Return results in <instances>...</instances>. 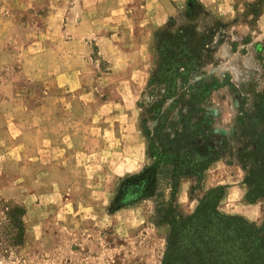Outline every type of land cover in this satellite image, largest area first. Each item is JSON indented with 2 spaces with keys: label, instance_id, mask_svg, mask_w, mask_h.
I'll use <instances>...</instances> for the list:
<instances>
[{
  "label": "rangeland",
  "instance_id": "374dc122",
  "mask_svg": "<svg viewBox=\"0 0 264 264\" xmlns=\"http://www.w3.org/2000/svg\"><path fill=\"white\" fill-rule=\"evenodd\" d=\"M255 1L0 0V203L25 208L19 246L8 245L11 225L0 211V264L161 263L169 227L157 222L156 206L170 201L168 179L141 200L122 194L154 162L141 102L155 32L191 3L200 21L224 23L205 66L215 88L201 103L178 106L167 127L198 129L194 153L218 158L201 184L181 177L174 203L190 214L224 185L231 195L220 210L262 224L264 198L251 203L238 190L241 154L257 151L264 133V0L258 16Z\"/></svg>",
  "mask_w": 264,
  "mask_h": 264
},
{
  "label": "trees",
  "instance_id": "16d2710c",
  "mask_svg": "<svg viewBox=\"0 0 264 264\" xmlns=\"http://www.w3.org/2000/svg\"><path fill=\"white\" fill-rule=\"evenodd\" d=\"M251 13L261 14V0L255 1ZM191 3L181 17H173L155 32L156 60L151 70L144 109V131L149 137L148 152L153 163L127 184L122 198L131 202L155 195L162 176L169 181L170 201L156 206L159 224L169 227L166 250L160 264H264V218L261 225L240 214L226 213L219 206L226 186L210 188L199 199L194 211L184 215L174 203L179 180L192 176L201 184L205 170L218 158H198L193 141L198 129L179 126L172 114L191 100L201 103L211 96L213 77L206 79L205 66L212 59L217 44V29L224 23L200 21L198 7ZM221 25V26H220ZM217 38V39H216ZM258 96V116L264 119V90ZM164 121L154 129L151 119ZM171 120V121H170ZM257 151L246 149L241 154L246 186L245 199L255 202L264 198V133L257 139ZM11 226L9 246H19L25 239V208L19 204L0 203Z\"/></svg>",
  "mask_w": 264,
  "mask_h": 264
},
{
  "label": "crops",
  "instance_id": "0c3cea01",
  "mask_svg": "<svg viewBox=\"0 0 264 264\" xmlns=\"http://www.w3.org/2000/svg\"><path fill=\"white\" fill-rule=\"evenodd\" d=\"M98 1H101V0H95V2H98ZM86 2V1H85ZM152 2V1H151ZM95 9V8H94ZM86 11H90V10H93V9H88V8H86L85 9ZM93 12H94V15H96L98 12H97V9L96 10H93ZM86 13V12H85ZM84 13V14H85ZM87 16L86 15H84L83 16V18H82V21H81V23L79 24V26H84L85 24H86V22H87ZM62 73L61 74H63V75H65V73H66V70L65 69H63L62 71H61ZM67 73H69V72H67ZM215 186V185H214ZM238 190L240 191V193H241V195L242 196H245L246 195V190H247V188H246V186L244 185V184H242L241 186H239V188H238ZM227 193V192H226ZM239 193V194H240ZM228 195H231V192H229V194ZM227 194H225V196H224V198H223V200L222 201H224V199H226V197L228 196ZM222 203V202H221Z\"/></svg>",
  "mask_w": 264,
  "mask_h": 264
}]
</instances>
